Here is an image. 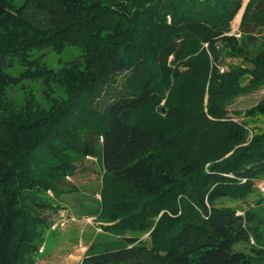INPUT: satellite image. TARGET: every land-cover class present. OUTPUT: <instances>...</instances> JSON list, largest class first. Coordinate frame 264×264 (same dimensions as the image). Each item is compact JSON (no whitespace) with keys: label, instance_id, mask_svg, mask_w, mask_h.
<instances>
[{"label":"trees","instance_id":"trees-1","mask_svg":"<svg viewBox=\"0 0 264 264\" xmlns=\"http://www.w3.org/2000/svg\"><path fill=\"white\" fill-rule=\"evenodd\" d=\"M244 1L0 0V264L38 252L59 209L48 191L75 190L87 156L117 183L102 212L123 243L91 242L80 264H264L260 224L219 204L264 177V129L228 109L264 87V0L230 33ZM68 45L82 54L57 70L32 57ZM26 80L49 105L9 96ZM263 114L264 98L245 112Z\"/></svg>","mask_w":264,"mask_h":264},{"label":"rangeland","instance_id":"rangeland-1","mask_svg":"<svg viewBox=\"0 0 264 264\" xmlns=\"http://www.w3.org/2000/svg\"><path fill=\"white\" fill-rule=\"evenodd\" d=\"M247 1H244L239 13L242 14ZM22 2L23 0H15L16 4ZM236 17L232 21V31L230 33L240 37L238 29L241 18L236 22ZM81 54L82 50L79 46L68 45L63 50H56L52 47L35 49L32 57L40 56L47 67L57 70L66 62L77 58ZM226 62L228 64H238L241 63V60L228 58ZM224 69H226V65L221 66V70ZM6 71L12 75H19L22 66L18 62H14L6 67ZM52 86L54 95L64 94L62 89L57 87L55 83ZM46 89V85L41 80H26L22 86L9 88L8 94L19 103L34 96L38 103L49 105L50 98L47 97ZM262 98H264V87L239 97L228 106L230 116L236 121L245 120L252 132L263 131L264 114L257 116L245 115L246 110ZM67 179L73 183L75 190L65 191L60 195L54 194L52 190L48 191L47 196L54 204L59 206V209L53 215L50 228L45 232L42 246L36 254L28 256L23 264H66L64 262L68 259L66 252L76 249V246L85 250L91 242H94L100 248L108 243H123L121 235L105 228L114 221L109 220L102 212L103 194L104 192L116 194L117 183L104 170L101 159L94 156L85 157L78 162L75 173L67 176ZM254 187L255 190L246 198H222L219 204L231 205L237 208L240 213H251L255 221L261 226L264 246V177L255 179ZM62 219L65 225L56 229L52 228L54 222L62 221ZM124 234H138L145 241H150L149 232L125 231ZM80 240L84 243L82 244ZM89 240L91 242L86 246ZM72 264H77V260Z\"/></svg>","mask_w":264,"mask_h":264},{"label":"crops","instance_id":"crops-1","mask_svg":"<svg viewBox=\"0 0 264 264\" xmlns=\"http://www.w3.org/2000/svg\"><path fill=\"white\" fill-rule=\"evenodd\" d=\"M80 242H82L80 240ZM91 241L89 240V242L86 244V246L90 243ZM84 242H82L83 244ZM85 246V245H84ZM83 246V247H84ZM82 247H79L77 248L76 246V249L74 248L72 251H67L66 253L68 254V259L66 261H64L66 264H72L75 262V260H77V264H80L85 252L87 249L83 250Z\"/></svg>","mask_w":264,"mask_h":264},{"label":"built area","instance_id":"built-area-1","mask_svg":"<svg viewBox=\"0 0 264 264\" xmlns=\"http://www.w3.org/2000/svg\"><path fill=\"white\" fill-rule=\"evenodd\" d=\"M60 221L54 222L53 225H52V228L56 229V228H59L60 226L62 227L63 225H65V222L63 221V219H62L61 222Z\"/></svg>","mask_w":264,"mask_h":264},{"label":"bare ground","instance_id":"bare-ground-1","mask_svg":"<svg viewBox=\"0 0 264 264\" xmlns=\"http://www.w3.org/2000/svg\"><path fill=\"white\" fill-rule=\"evenodd\" d=\"M240 18H241V13H239V14L237 15V17H236V22H238Z\"/></svg>","mask_w":264,"mask_h":264},{"label":"water","instance_id":"water-1","mask_svg":"<svg viewBox=\"0 0 264 264\" xmlns=\"http://www.w3.org/2000/svg\"><path fill=\"white\" fill-rule=\"evenodd\" d=\"M243 12H244V8H243L242 14H243ZM242 14H241V16H242Z\"/></svg>","mask_w":264,"mask_h":264}]
</instances>
